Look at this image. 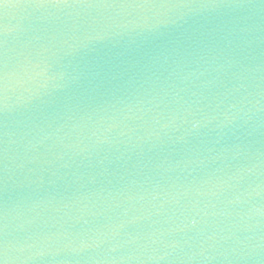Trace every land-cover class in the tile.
<instances>
[{
  "label": "water",
  "instance_id": "obj_1",
  "mask_svg": "<svg viewBox=\"0 0 264 264\" xmlns=\"http://www.w3.org/2000/svg\"><path fill=\"white\" fill-rule=\"evenodd\" d=\"M3 264H264V0H2Z\"/></svg>",
  "mask_w": 264,
  "mask_h": 264
},
{
  "label": "snow or ice",
  "instance_id": "obj_2",
  "mask_svg": "<svg viewBox=\"0 0 264 264\" xmlns=\"http://www.w3.org/2000/svg\"><path fill=\"white\" fill-rule=\"evenodd\" d=\"M0 2H2V0H0ZM0 264H3V261L2 260H0Z\"/></svg>",
  "mask_w": 264,
  "mask_h": 264
}]
</instances>
